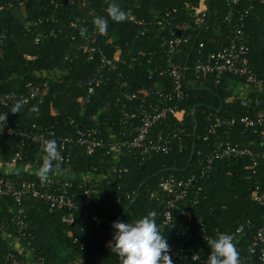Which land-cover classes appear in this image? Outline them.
<instances>
[{
    "label": "trees",
    "instance_id": "16d2710c",
    "mask_svg": "<svg viewBox=\"0 0 264 264\" xmlns=\"http://www.w3.org/2000/svg\"><path fill=\"white\" fill-rule=\"evenodd\" d=\"M112 2L126 13V19L118 22L107 15ZM211 11L213 17L204 29L210 18V0L205 3L203 0H0V39L3 35L6 37L4 46H0L3 52L0 56V101H3L0 114L15 115L18 123L31 134L55 140L60 153L64 152L61 139L75 135L79 129L98 128L106 135L112 129L120 130L123 126L120 111L123 108L134 110L138 104L130 103L124 94L141 93L160 82L171 90V65L185 68L193 52L188 74L189 86L193 89L185 87L186 99L179 104L171 103L178 107L171 132L183 138L185 148H179L177 139L171 152L151 158L131 155L116 158L106 151L85 156L75 149L74 169L101 177L98 185L102 196L94 206L107 222L86 218L76 210L74 222L70 224L64 221L70 215L68 211L52 212L45 202L27 203L29 242L35 256L44 264H74L76 261L120 264L108 247L113 238L112 224L125 212L139 186L165 169L174 171L151 180L142 189L138 202L120 221L132 222L155 211L156 222L171 252L194 251L206 262L210 253L208 239L232 232L241 223L250 221L248 239L235 246L240 261L252 256L253 234L263 225L264 209L255 203L254 195L264 185V163L259 161V166L254 167L250 158L236 156L216 163L202 178L200 173L207 157L221 144L250 148L256 153L264 151L256 130L241 123L242 117L254 114L253 100L257 94L237 92L236 87L246 84L233 78L225 79L219 87L199 81L193 70L211 53L228 46L235 33L243 30L250 48L251 68L264 80V4L260 0H239L237 5H232L231 0H212ZM96 17L108 22L107 32L102 35L93 23ZM179 27L183 28L180 36L187 41L172 58L162 47L163 38L178 37ZM102 55L111 59L115 67L102 70L105 80L85 102L87 83L101 69ZM30 85L47 87L43 96L32 100L19 113L9 112L15 103L28 96ZM204 88L212 92L199 91ZM244 101L252 104L243 107ZM222 102L223 109L219 112ZM199 105L216 110L200 108L197 111L196 155L186 171L194 144L193 112ZM217 119L236 123L212 134ZM168 130L160 128L166 133ZM20 145V138H1L2 159L10 161ZM26 152L28 157L20 163V168L40 167L45 155L42 146L28 141ZM53 164L55 173L65 168L59 161ZM193 174L198 175L195 192L190 197L195 204L186 203L189 212L176 211L173 224L165 225L168 199L160 189L161 183L171 177L188 180ZM35 177L33 171L24 173L26 180ZM75 190L80 194L77 201H82L84 192L78 184ZM9 202L12 203L11 199ZM2 216H9L6 208Z\"/></svg>",
    "mask_w": 264,
    "mask_h": 264
},
{
    "label": "built area",
    "instance_id": "2783aa9c",
    "mask_svg": "<svg viewBox=\"0 0 264 264\" xmlns=\"http://www.w3.org/2000/svg\"><path fill=\"white\" fill-rule=\"evenodd\" d=\"M206 1V0H204ZM264 4V0H260ZM239 0H231L232 5H237ZM132 20H134L132 18ZM202 20L201 22H203ZM178 31L183 28H177ZM6 39L3 35L0 39V46H4ZM187 40L182 36L174 39L163 38L162 47L168 50L169 55L174 58L180 51L182 45ZM95 42V41H94ZM97 50H92L95 53ZM3 52L0 51V56ZM250 48L248 40L243 30H238L234 37L230 39L229 45L217 52L211 53L205 61L199 62L194 67V75L199 81L211 82L214 86H221L225 79L233 78L236 81H243L250 89V93L255 92L257 97L253 100L254 114H248L241 119V123L250 129H255L264 145V80L250 65ZM110 67L114 68V62L106 55L101 57V69L96 76L88 83L87 101L95 94L96 88L105 80L102 70ZM185 68L178 64L171 65L170 77L173 79V88L168 90L164 82H160L153 89L145 90L141 93H125L124 97L130 103H138L134 110L123 108L121 113L122 128L112 129L109 134L102 132L98 128L77 130L75 135H69L61 139L64 152L60 153L59 162L64 165V169L56 173L51 172L46 183H41L37 175L39 166L34 170L31 166L21 167L27 157L26 143L31 141L36 145L43 144L46 135L31 134L27 128L18 123L15 115L7 116V123L1 138L16 137L21 139L18 151L10 161H4L0 155V264H44L42 259L35 256V251L29 242L30 234L27 233L29 221L27 216V203L32 201L45 202L52 212L68 211L69 217L65 222L73 223L74 211L79 210L86 218L98 222H107L98 211L95 210V202L98 201L102 192L99 189L98 181L100 176L94 173L78 172L74 169L72 161L75 158V149H79L85 156H93L98 151H106L108 155L116 158L125 155L136 158H151L158 154H168L172 151L177 139L179 148H185L183 138L178 133H172L171 128L173 118L178 113V107L172 102L179 104L186 99L184 88ZM189 83V82H188ZM47 85L29 86V93L26 98L20 101L22 107H26L32 100L43 96ZM84 102V103H85ZM251 101H244L243 107H248ZM83 103V105H84ZM252 104V102H251ZM73 123L75 121H72ZM235 120L217 119L212 127V134L219 128L232 126ZM165 127L168 132L160 131ZM49 135H53L52 133ZM65 152L67 153L65 156ZM248 157L254 164L259 166V161L264 163V151L256 153L250 148H238L231 144H221L219 148L209 155L206 165L200 173L201 178L206 176L216 163L231 160L234 157ZM34 172L36 179L26 180L24 173ZM18 174L16 178L13 175ZM197 174L188 180H178L169 178L163 181L160 189L167 195V206L164 211V224L171 225L175 220L174 213L183 210L186 214V203H194L191 194L194 193ZM84 192L83 200L78 202L80 194L75 190V185ZM254 201L264 209V185L257 189ZM9 199L12 203L10 204ZM7 209L9 216L3 218V211ZM2 216V217H1ZM263 225L255 230L252 240V256L248 260H241L240 264H264V214ZM251 222L241 223L236 230L226 233L231 235L235 245L241 244L248 239L247 230ZM13 230V231H12ZM172 264L197 263L207 264L199 254L190 250L170 252Z\"/></svg>",
    "mask_w": 264,
    "mask_h": 264
},
{
    "label": "clouds",
    "instance_id": "9594fccd",
    "mask_svg": "<svg viewBox=\"0 0 264 264\" xmlns=\"http://www.w3.org/2000/svg\"><path fill=\"white\" fill-rule=\"evenodd\" d=\"M106 11L107 15L115 21L126 19V13L115 2L110 3ZM93 23L98 34L107 32L108 22L103 17L94 18ZM83 34L85 33L82 32ZM21 107V103L17 102L9 112L19 113ZM7 115L8 112L0 114V133L6 126ZM42 150L45 155L37 175L41 183H46L49 174L54 171L53 162L60 160V152L55 140H44ZM156 216L155 211H150L132 222H113L112 227L115 232L108 247L110 252L119 258L120 264H172L171 248L167 238L161 234ZM206 244L210 249L207 264H240L239 253L231 235L219 234L215 238L208 239Z\"/></svg>",
    "mask_w": 264,
    "mask_h": 264
},
{
    "label": "water",
    "instance_id": "95a60500",
    "mask_svg": "<svg viewBox=\"0 0 264 264\" xmlns=\"http://www.w3.org/2000/svg\"><path fill=\"white\" fill-rule=\"evenodd\" d=\"M211 6H212V0H210V18L205 26L204 29H207V27L209 26L210 24V21L213 17V14H212V11H211ZM178 36H180V31L178 32ZM193 56V52L190 53L188 59H187V62H186V65H185V73H184V76H185V83L187 85V88L188 89H193L189 86V83H188V74H189V70H190V63H191V58ZM199 91H205V92H212L211 89H207V88H204V89H199ZM200 108H207V109H210V110H216V108L214 107H210V106H206V105H199L195 108L194 112H193V119L195 121V128H194V144H193V150H192V153H191V158L189 160V163L186 167V171H188L190 168H191V165L193 163V160L195 158V155H196V149H197V140H198V127H199V124H198V119H197V111L198 109ZM223 109V102H222V105H221V108L219 109V112H221ZM174 171L173 169H165V170H162L156 174H154L153 176H150L149 178H147L140 186H139V189H138V192L136 194V196L132 199V201L130 202L129 206L126 208L125 212L122 214V216L118 219V221H120L133 207L134 205L138 202V200L140 199L141 197V191L144 187H146L151 180L159 177L160 175H162L163 173H167V172H172ZM114 228H112V235H114Z\"/></svg>",
    "mask_w": 264,
    "mask_h": 264
},
{
    "label": "crops",
    "instance_id": "0c3cea01",
    "mask_svg": "<svg viewBox=\"0 0 264 264\" xmlns=\"http://www.w3.org/2000/svg\"><path fill=\"white\" fill-rule=\"evenodd\" d=\"M245 86V85H244ZM237 89H238V91H240L241 93H245V94H250V89L247 87V86H245V87H240V86H238V87H236Z\"/></svg>",
    "mask_w": 264,
    "mask_h": 264
},
{
    "label": "rangeland",
    "instance_id": "374dc122",
    "mask_svg": "<svg viewBox=\"0 0 264 264\" xmlns=\"http://www.w3.org/2000/svg\"><path fill=\"white\" fill-rule=\"evenodd\" d=\"M203 2L205 3V1L203 0ZM242 87H245V86H242ZM241 87V88H242ZM237 92H238V90H237ZM74 264H82V262H80V261H76Z\"/></svg>",
    "mask_w": 264,
    "mask_h": 264
}]
</instances>
